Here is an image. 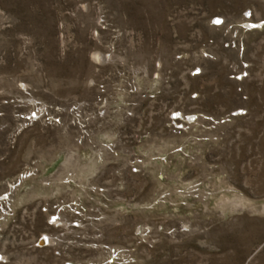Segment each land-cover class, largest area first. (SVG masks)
I'll list each match as a JSON object with an SVG mask.
<instances>
[{
  "label": "rangeland",
  "instance_id": "rangeland-1",
  "mask_svg": "<svg viewBox=\"0 0 264 264\" xmlns=\"http://www.w3.org/2000/svg\"><path fill=\"white\" fill-rule=\"evenodd\" d=\"M68 263L264 264V0H0V264Z\"/></svg>",
  "mask_w": 264,
  "mask_h": 264
},
{
  "label": "bare ground",
  "instance_id": "bare-ground-1",
  "mask_svg": "<svg viewBox=\"0 0 264 264\" xmlns=\"http://www.w3.org/2000/svg\"><path fill=\"white\" fill-rule=\"evenodd\" d=\"M48 241H49V237L47 235H45L39 242H40V244H44L45 242L48 243ZM68 264H72V263H68Z\"/></svg>",
  "mask_w": 264,
  "mask_h": 264
}]
</instances>
